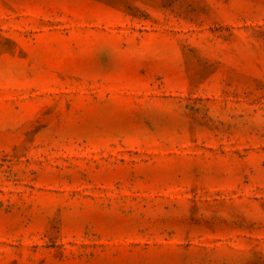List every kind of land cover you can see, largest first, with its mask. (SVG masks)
I'll list each match as a JSON object with an SVG mask.
<instances>
[{"label": "rangeland", "instance_id": "obj_1", "mask_svg": "<svg viewBox=\"0 0 264 264\" xmlns=\"http://www.w3.org/2000/svg\"><path fill=\"white\" fill-rule=\"evenodd\" d=\"M0 264H264V0H0Z\"/></svg>", "mask_w": 264, "mask_h": 264}]
</instances>
